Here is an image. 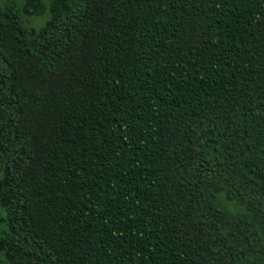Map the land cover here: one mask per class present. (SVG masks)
I'll return each instance as SVG.
<instances>
[{
    "label": "trees",
    "instance_id": "16d2710c",
    "mask_svg": "<svg viewBox=\"0 0 264 264\" xmlns=\"http://www.w3.org/2000/svg\"><path fill=\"white\" fill-rule=\"evenodd\" d=\"M0 7V264H264V0Z\"/></svg>",
    "mask_w": 264,
    "mask_h": 264
},
{
    "label": "rangeland",
    "instance_id": "374dc122",
    "mask_svg": "<svg viewBox=\"0 0 264 264\" xmlns=\"http://www.w3.org/2000/svg\"><path fill=\"white\" fill-rule=\"evenodd\" d=\"M50 0H0V7L13 4L19 12L25 26L40 27L48 19ZM4 161L0 156V179L4 174ZM1 200V197H0ZM6 213L0 201V222L4 221Z\"/></svg>",
    "mask_w": 264,
    "mask_h": 264
}]
</instances>
